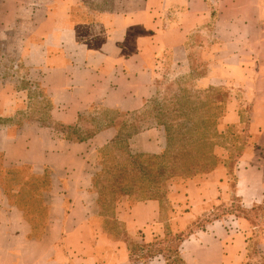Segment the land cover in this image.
Returning <instances> with one entry per match:
<instances>
[{"label":"crops","instance_id":"1","mask_svg":"<svg viewBox=\"0 0 264 264\" xmlns=\"http://www.w3.org/2000/svg\"><path fill=\"white\" fill-rule=\"evenodd\" d=\"M0 49L15 64L10 76L0 65L4 165L49 168L50 192L62 191L69 204L65 225L76 224L75 232L90 218H115L129 236L154 243L219 210L229 184L218 169L176 187L168 214L159 199L133 202L125 195L114 215L103 216L94 178L100 150L120 134L117 120L77 142L57 134L55 125H81L97 106L141 113L166 71L178 79L201 70L197 87L231 90L224 123L242 124L247 109L252 135L237 162L233 193L254 209V223L236 215L213 218L190 231L179 251L186 264H240L254 236V264H264V0H0ZM34 98L47 106V117H28ZM19 115L27 117L16 120ZM149 120L127 139L130 153L165 151L164 126ZM48 203L50 218H58L57 204ZM10 208L0 214V264H100L94 247L80 240L65 249L52 223L36 237L24 211ZM97 236L107 248L105 264H167L160 254L131 261L125 239Z\"/></svg>","mask_w":264,"mask_h":264},{"label":"rangeland","instance_id":"2","mask_svg":"<svg viewBox=\"0 0 264 264\" xmlns=\"http://www.w3.org/2000/svg\"><path fill=\"white\" fill-rule=\"evenodd\" d=\"M0 56L2 57L0 65L7 76H10L11 66L15 65L14 60L6 51ZM167 72L162 73L158 79V91L143 112L121 114L115 110H105L97 106L90 113L82 116L81 125L73 126L72 130L79 128L88 132L106 124L111 119H116L120 128L117 140L100 150L98 156L99 169L95 175L94 184L100 193L101 215H114L116 204L125 196L122 188L124 186L140 192L143 197L151 195L153 199H159L168 214L172 208L173 191L176 187H184L186 182L191 179L203 180L220 169L229 184L226 202L220 206L219 210L203 216L187 231L202 228L208 221L223 215L247 217L254 223V209H245L233 193L237 162L251 146L249 110L240 112L242 124L224 123L231 90L217 87L206 89L197 87L193 79L201 70L192 77L184 75L178 79H172L167 75ZM235 97L242 100L243 96L240 92H236ZM41 100L34 98L32 101L33 111L28 117H47V106ZM161 115L163 116L161 119L173 124L177 132L182 124L191 125L192 129L187 134H184L185 132L175 134L170 152L163 160L168 167L163 169L162 175L153 178L136 170L126 173L123 168L131 167L128 164L130 159L126 146L127 133L147 127L150 123L147 121L148 119H155L154 117ZM24 117L27 116H16V120H22ZM125 122L131 126L122 130L121 127ZM54 127L57 134H61L62 131L68 132V128L64 126L55 125ZM134 155H145L143 159L147 161L151 154L138 153ZM169 155L178 156L170 159ZM51 173L49 168H46L45 171H35L29 164L5 166L4 156L0 151V214L5 210L8 212L13 206L19 207L22 211L25 210V217L31 222L33 235L36 237H42L52 223L54 228L51 231L57 236L62 235L59 242L61 246L65 249H73L75 244L81 240L89 248H95L100 264H105L107 250L106 245L98 244L97 235L101 231L111 239H125L128 242L131 261L146 260L149 253L147 251L148 243L129 236L125 225L115 218H90L85 220L84 224L79 225L76 232V224L65 225L67 218L64 216L69 212V204L60 196L62 191H57L59 196L50 192ZM135 198L131 197V200L137 201ZM50 201L57 204L58 218H50L48 203ZM187 231L182 233L186 234ZM164 239L166 238L156 242H161ZM174 239L175 237L172 236L165 244L158 245L156 249L165 246V253L170 255L171 242ZM254 249L256 250V247H254V236H252L248 255L240 264H254Z\"/></svg>","mask_w":264,"mask_h":264},{"label":"trees","instance_id":"3","mask_svg":"<svg viewBox=\"0 0 264 264\" xmlns=\"http://www.w3.org/2000/svg\"><path fill=\"white\" fill-rule=\"evenodd\" d=\"M161 117H163V116L161 115L159 117H154V118L159 124L163 125L165 128L166 137H167V146H166L165 151L162 154H151V155H149L148 156L149 159L146 161L143 159V157H145V155H139V156L134 155V154L130 153V151L128 149L127 139L130 136H132L134 133H136L137 131H132V132L127 133L126 146H127L128 156L130 159V160H128V162H129L128 164L131 167L123 168V170H125L126 173L136 170L139 172H143L145 175L152 176L153 178L157 175H162L163 171H164L163 169L165 167H168L166 165L167 163H165V161L163 162V160L166 156H168V153L170 152L171 144L173 142V139L175 138V134H181L184 132H185L184 134H187L192 129L191 125L182 124L179 126V132H177V130L173 124H171L165 120H162ZM114 121H115V119H111L106 124L98 126L94 130H91L88 132H84V131L80 130L79 128H78V130H72L73 126H69V127H66V128H68V130H67L68 132L65 133V131H64V135H65L66 139L71 140V141H76V142L77 141H85V140H88L89 138H91L96 132L103 129L107 125H113V123H115ZM130 126H131L130 124H127V122H125L121 128H122V130L124 128L128 129V128H130ZM169 156H170V159H172V158H177L178 155H173V156L169 155ZM124 175L125 174H123V176ZM122 188H123L125 195L129 196L130 198L136 197L137 199L136 198L135 199L137 201H140L143 199H145V200L146 199H153V197L151 195H149V196L146 195V197H143L142 195H140V192H136L134 189H129L127 186H124ZM23 211H24V214L26 216V211L25 210H23ZM189 233H190L189 231H187L186 234H184V233L174 234L172 232H168L166 234V236L164 237V238H166V239H164L165 241L163 240L161 242H155L153 244H148L147 245L148 246L147 251L149 253H148L146 259L160 254L166 258L167 264H186L185 261L180 256L179 246H180L181 242L186 237H188ZM172 236H174L175 239L171 242V247H170L171 254L170 255H167L165 253V246L164 247L162 246L160 249H156V247L158 245L165 244V242L168 241L169 238H171Z\"/></svg>","mask_w":264,"mask_h":264}]
</instances>
